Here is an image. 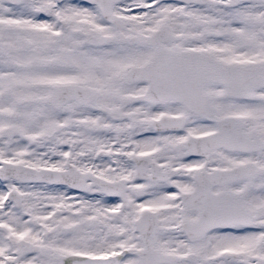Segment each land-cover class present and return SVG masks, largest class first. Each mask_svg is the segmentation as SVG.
<instances>
[{"label": "snow or ice", "instance_id": "1", "mask_svg": "<svg viewBox=\"0 0 264 264\" xmlns=\"http://www.w3.org/2000/svg\"><path fill=\"white\" fill-rule=\"evenodd\" d=\"M0 264H264V0H0Z\"/></svg>", "mask_w": 264, "mask_h": 264}]
</instances>
